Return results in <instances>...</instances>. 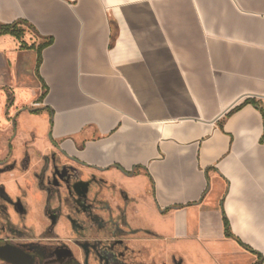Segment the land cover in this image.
I'll use <instances>...</instances> for the list:
<instances>
[{
	"label": "crops",
	"instance_id": "0c3cea01",
	"mask_svg": "<svg viewBox=\"0 0 264 264\" xmlns=\"http://www.w3.org/2000/svg\"><path fill=\"white\" fill-rule=\"evenodd\" d=\"M0 25L6 157L37 133L184 264H264V0H0Z\"/></svg>",
	"mask_w": 264,
	"mask_h": 264
},
{
	"label": "rangeland",
	"instance_id": "374dc122",
	"mask_svg": "<svg viewBox=\"0 0 264 264\" xmlns=\"http://www.w3.org/2000/svg\"><path fill=\"white\" fill-rule=\"evenodd\" d=\"M2 143L0 240L68 250L81 264H184L118 178L67 160L37 133L13 138L7 157Z\"/></svg>",
	"mask_w": 264,
	"mask_h": 264
},
{
	"label": "flooded vegetation",
	"instance_id": "af4514ba",
	"mask_svg": "<svg viewBox=\"0 0 264 264\" xmlns=\"http://www.w3.org/2000/svg\"><path fill=\"white\" fill-rule=\"evenodd\" d=\"M56 221V215H51ZM0 264H81L68 250L0 240Z\"/></svg>",
	"mask_w": 264,
	"mask_h": 264
},
{
	"label": "trees",
	"instance_id": "16d2710c",
	"mask_svg": "<svg viewBox=\"0 0 264 264\" xmlns=\"http://www.w3.org/2000/svg\"><path fill=\"white\" fill-rule=\"evenodd\" d=\"M13 27L11 26H3V25H0V30H2V31H8L9 29H12ZM241 106H239L238 108H240ZM238 108H236V109H238ZM235 109V110H236ZM234 111V110H233Z\"/></svg>",
	"mask_w": 264,
	"mask_h": 264
}]
</instances>
